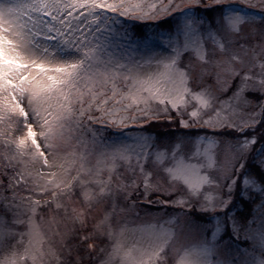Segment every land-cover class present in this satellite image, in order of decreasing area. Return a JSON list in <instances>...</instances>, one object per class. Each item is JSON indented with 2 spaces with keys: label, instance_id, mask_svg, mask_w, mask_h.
Listing matches in <instances>:
<instances>
[{
  "label": "snow or ice",
  "instance_id": "snow-or-ice-1",
  "mask_svg": "<svg viewBox=\"0 0 264 264\" xmlns=\"http://www.w3.org/2000/svg\"><path fill=\"white\" fill-rule=\"evenodd\" d=\"M66 222L264 264V0H0V264H64Z\"/></svg>",
  "mask_w": 264,
  "mask_h": 264
},
{
  "label": "rangeland",
  "instance_id": "rangeland-1",
  "mask_svg": "<svg viewBox=\"0 0 264 264\" xmlns=\"http://www.w3.org/2000/svg\"><path fill=\"white\" fill-rule=\"evenodd\" d=\"M163 219L164 217L161 215L154 222H162ZM61 227L63 229L64 226ZM66 227L69 229H76L77 231L71 240V253L65 251L63 254L64 264H88L92 258L93 264H100V261L103 260L107 255L109 242L106 240L102 241V239L99 238V233H92V238L87 241L81 240L78 237L87 233H80L75 223L66 222ZM134 227H136L135 224L129 225L130 229ZM135 235L136 234L133 232L126 233L127 242L131 243L133 239H135ZM86 244H91L94 247L92 249H89V247L87 248ZM102 247L104 248V251H101Z\"/></svg>",
  "mask_w": 264,
  "mask_h": 264
},
{
  "label": "trees",
  "instance_id": "trees-1",
  "mask_svg": "<svg viewBox=\"0 0 264 264\" xmlns=\"http://www.w3.org/2000/svg\"><path fill=\"white\" fill-rule=\"evenodd\" d=\"M155 132H166V131H171L170 127L168 124H164V123H158L155 126ZM87 245V244H86ZM88 248V245H87ZM88 264H93V258L91 259V261H89Z\"/></svg>",
  "mask_w": 264,
  "mask_h": 264
}]
</instances>
